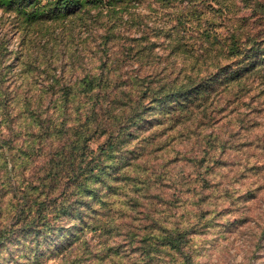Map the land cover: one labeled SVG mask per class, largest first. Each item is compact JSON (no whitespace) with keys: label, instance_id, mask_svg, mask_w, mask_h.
<instances>
[{"label":"rangeland","instance_id":"1","mask_svg":"<svg viewBox=\"0 0 264 264\" xmlns=\"http://www.w3.org/2000/svg\"><path fill=\"white\" fill-rule=\"evenodd\" d=\"M177 233L264 264V0H0V264H184Z\"/></svg>","mask_w":264,"mask_h":264},{"label":"trees","instance_id":"2","mask_svg":"<svg viewBox=\"0 0 264 264\" xmlns=\"http://www.w3.org/2000/svg\"><path fill=\"white\" fill-rule=\"evenodd\" d=\"M235 35H238V37ZM230 37L231 39L227 38V41L225 40L228 43L226 51H228L230 63L226 66L224 79L233 86L234 91L240 93L242 91L251 92L254 85L259 83L257 79V75H259L257 74L259 73L257 70L259 67H257L255 59L249 60L250 58H247L250 52L247 54L245 48H242L243 44L240 41L238 42V38L239 40L241 39L240 35L233 34ZM260 84H263V82H260ZM165 240L172 243L175 249L178 250L179 257L184 261V264H191V257L187 252L184 244L185 237L182 233H177L174 237H164Z\"/></svg>","mask_w":264,"mask_h":264}]
</instances>
